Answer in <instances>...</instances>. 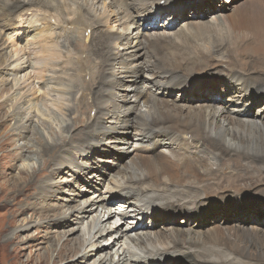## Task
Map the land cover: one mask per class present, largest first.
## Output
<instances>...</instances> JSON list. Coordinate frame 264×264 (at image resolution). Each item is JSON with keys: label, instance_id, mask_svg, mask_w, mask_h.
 I'll return each instance as SVG.
<instances>
[{"label": "bare ground", "instance_id": "1", "mask_svg": "<svg viewBox=\"0 0 264 264\" xmlns=\"http://www.w3.org/2000/svg\"><path fill=\"white\" fill-rule=\"evenodd\" d=\"M106 1L110 3L108 7L113 4L117 7L116 12L119 11L128 16L130 19L128 23H126L127 20L120 22L125 29L128 24H135L133 17L130 16V10H147V6L144 7L147 2L151 3L148 8L155 7L153 11L147 10L148 18L151 20L160 18L159 22L163 23V19L172 17L177 21L181 17L185 18L187 13L196 15L197 20L188 21L193 22L192 26H186V30H181L188 32L176 33V39L169 35H147L139 31L140 25H135L134 28L138 29L135 35L129 34L128 40L121 43L129 49L122 52L113 49L114 41L119 38V34L102 29L112 14L105 9L104 5L102 13L89 22L84 17L83 21L76 13L77 10L72 11L74 17L70 20L66 15L64 22L63 20L59 22V18L55 20L57 25L54 29V24L51 25L47 20L48 17L42 18L43 22L40 24L44 26L39 28V32L37 31L36 44L32 45L36 47L26 51L22 58L24 67L34 69L40 64V67H44H42L44 70L40 69L41 71H46V67H57L53 72L57 75L53 76L52 71L48 70L50 75L45 79L46 86L52 85V91L56 84L61 85V80L67 76L66 71L68 75L71 73L72 75L67 77L69 90L65 92L68 99L67 96H63L67 102H73L78 95V91L74 89L78 88L82 79H85L86 86L81 89L84 96L76 102L77 110L80 103L83 113L88 115V112L95 110L96 115L94 118L87 117L84 131H74L68 140L63 138L61 143L54 142L50 145L43 139V133L33 128L39 137L28 138L29 141L24 144L32 142L36 145L38 154L44 158L49 156L51 159L54 157L56 152L54 148L57 145L62 153L59 157L68 163L74 162L71 157L69 158V154H66L69 148L83 155L96 154L97 151L94 149L83 151V143L78 139V136L85 137V133L96 129L100 132V136L105 134L109 138V141H105L106 143L115 139L114 141L123 144L134 141L144 145L142 153L133 150L127 155V161L119 165L124 166L122 173L125 178L122 179L119 176L123 182H114L112 187L105 188L109 190L110 196H104L102 200L91 203L88 208L86 205L78 208L82 211V213L78 211L76 213L78 222L84 215L88 217L89 212L95 213V217L86 228L88 238L71 236L75 227L67 231H59V236L54 237L50 245L55 248V251L59 250L57 252L59 257L55 264L78 257L89 259L93 256L89 250L94 249L98 254L97 264H264V233H262L264 227L259 228V222L264 220V184L262 185L264 183V111H262L264 109V0L245 4L231 18H224V13L217 10L215 16L218 17L215 24L200 20L207 10L208 0H190L182 5H176L177 0H90V6L94 2L105 3ZM133 1L139 3H133ZM66 2L67 0H0V18L9 23L17 14L31 8H43L66 14V9L62 8ZM81 4L78 7L77 5H70V7L75 6L79 8L78 11L88 13L90 7H83L84 4ZM143 15L145 14L141 16ZM165 16L167 17L161 18ZM6 22L0 21V26L5 27ZM32 22L29 20V23ZM159 22L155 23V26L158 27L159 24L161 26ZM65 25L67 30L64 29ZM76 29L79 32H76ZM80 32L86 37L85 48L81 49L76 46ZM35 39L30 38L33 41ZM59 43L65 47L66 54L74 55L73 50L82 51L83 60L81 59L79 63L80 56L76 55L77 59L72 61L70 73L69 70H62L59 66L61 64V61L57 60L60 57ZM67 43L70 49L66 47ZM105 44H108L109 52H112L116 58L114 61L122 65L121 75L108 72L111 76H107L103 71H98L97 65L91 60L94 54L102 55L101 46ZM35 51H38L35 54L37 60L32 62V53ZM216 55L220 57L217 58ZM128 60H132L130 65L127 63ZM65 61L71 63L68 57L62 63L64 64ZM5 63H8L12 69L9 70L6 64L3 73L14 77L20 65L7 57L1 59L0 55V65L3 66ZM111 65L113 64H109L108 68ZM77 71L83 74L79 75ZM41 74L42 72H37L36 77L40 79L45 76ZM14 78L17 81L20 80ZM121 78L123 83L120 82ZM5 82L6 79L0 85V98L5 91L3 87ZM112 83H115L114 86L117 87L122 85L118 88L120 92H117L116 97H112L113 100L108 95ZM42 88L43 84H39V89ZM172 91L182 95L187 100V104L172 101L173 98L167 96ZM229 92L234 94H229L226 99L224 96ZM130 95L135 98L133 104L126 103ZM19 99L21 101L16 105L13 103V109L8 116L14 120L11 129H16L18 138L23 140L25 132L29 131L27 125L30 127L32 121L27 112L24 113L29 108L28 98L23 95ZM92 100H96L94 106L91 105ZM108 100L111 101L108 105L112 110H109L107 105L103 107V103ZM258 103H262L263 106L259 105L255 109L254 106ZM116 107L121 113H114L115 120L108 122L112 123L110 126L115 127V130L123 131H119L112 138L109 129L113 127L105 126L102 120L111 112L113 114ZM72 111L75 109L71 106L70 112ZM4 116L5 113L2 111L0 125L6 120L3 122ZM78 120L80 123L84 121ZM66 130L67 133L70 132L69 127ZM5 136H8V132ZM5 136L4 139H6ZM91 139H94V143H99L95 137ZM161 144L168 147V154L157 151ZM13 146L16 149L23 148L19 142H14ZM237 158L240 159L239 162L236 161ZM227 160L229 161L226 162ZM43 161L45 163L47 159ZM51 163L47 162L48 167ZM223 163L228 165H222ZM248 165L252 166L247 167ZM54 166H56L54 169L58 168L60 172L62 171L61 166L56 164ZM76 168L78 170L74 171V174L78 177L86 173L90 174V178L95 175L91 166L81 164ZM254 170L259 171L254 174ZM26 171L27 182L31 183L29 185L37 184V176L33 173L29 174L30 170ZM261 172L263 180L258 177L256 181H260L254 182L251 177L260 176ZM9 178L14 185L22 180L18 181L19 178L14 180L15 177ZM17 186L15 190L19 191L20 187ZM42 192H39L40 198H34L36 201L28 202L29 210L31 214H38L39 217L45 215L50 217L47 213L56 206L46 208L41 206L43 201L41 202L40 199L46 196L45 192L41 195ZM84 194L80 192L74 199L68 198L67 205L71 206L70 208H73V205L80 206L82 202L78 196ZM237 194L243 197V202L236 198L225 201L228 196L234 197ZM247 196L257 198L250 199ZM116 201L119 202L116 204L119 207L116 209L110 207V204ZM72 202L77 203L72 204ZM84 202L87 203L88 200ZM187 203L193 205L192 207L195 208L193 212ZM162 205L165 207L163 208ZM126 206L137 211L136 218L150 219L152 224L142 222L143 228L140 230L135 229V226H127L123 231L121 230L123 223L119 225L116 223L114 230L102 225L109 222L108 219L111 216H115L116 220L119 218L120 221L125 216H129L127 213L119 214L124 212L120 209ZM41 207H43L42 211ZM102 210L103 212L110 210L106 218L104 214L101 216ZM189 212L191 213L188 214ZM65 214L66 212L56 213L52 216L53 219L46 222V238H51L49 236L51 233L61 229L58 228L60 223L62 228L67 224ZM179 216L185 218L187 227L178 226ZM220 217L225 221L231 218L232 223L227 227L218 226L217 224L221 221L216 224L214 222ZM167 219H170L172 224L166 225L163 230L153 232L156 239L152 241L150 230L156 226L157 221ZM208 224L212 226L204 229L203 227ZM132 231L135 236L134 238L130 236L129 240L136 242L134 246H137L135 248L139 250V252H130L132 257H128L122 250L115 260L106 250L110 245L105 246L99 242L108 232H112L110 237L117 235L114 238L119 240L120 237L123 238ZM90 233L92 235L89 237ZM151 241L152 247L147 246ZM125 242L123 240V243ZM156 242L161 245L160 248H169L161 251ZM38 256L37 261L40 264L52 263L49 262V249Z\"/></svg>", "mask_w": 264, "mask_h": 264}, {"label": "rangeland", "instance_id": "2", "mask_svg": "<svg viewBox=\"0 0 264 264\" xmlns=\"http://www.w3.org/2000/svg\"><path fill=\"white\" fill-rule=\"evenodd\" d=\"M177 1L178 3L176 5H180V4L182 5V4L189 2L190 0H177ZM252 1H256V0H208L207 6H206L207 10L203 14V16L200 17V20L202 22L204 21V23H209V24L214 23L215 24L216 18L218 17V16H215V12L217 10H221L224 13V18H227V17L231 18L233 17L232 15H234L239 10V8L243 7L247 3H251ZM81 3L84 4L83 7H86V6L90 7V11L88 13L84 14L83 11H78L79 8L77 7L79 5H82ZM103 3L104 2H94V4L92 5L93 7H92L90 6L91 4L90 0H67L65 5L62 6V8L66 9L67 11L66 14L60 13V11L58 13L56 12L57 13L56 14L52 10L49 11L43 8L42 9L41 8H31L30 10L22 11L21 13H19L20 15L17 14L14 20L9 22L11 24H9L8 21L6 22L2 18H0V21H4V23L5 22L7 23L5 27L0 26L1 59H4L5 57H7V58H10L11 61L15 60L20 65L19 66L20 68L18 69L16 75L14 76L16 77V79L18 78L20 79L18 81L15 80V78L12 77V75L3 73L5 72L4 70L6 68V64L8 66V63H5V65L3 66L0 65V85L3 84L4 79H6L5 85H3V87L5 88V91L3 92V95L0 98V111L1 112L3 111L5 113L3 122L6 119L5 122L0 125V134H1L0 135V264H38L39 263L37 261L39 257L38 255H42L43 252H45L47 249H49V255H50L49 262L50 263L52 262L55 264V262H57L58 257H59L57 254L59 250L55 251L54 250L55 248L51 246L50 244L53 241L54 237L59 236V233H60L59 231H64V230L67 231L75 227V230L72 232L73 234H71V236H79L81 238L85 236L87 239L88 235L86 233L87 231L86 228H87L88 223L92 221V218L95 217V213L94 211L91 212L92 214L89 212V215L87 214L88 217L84 215V217H82L80 222H78L76 213L77 211L82 213L81 209L78 210V208H81L84 205H86V207L88 208L89 205H91V203L102 200L104 196L105 197H108V195L110 196V193H108L109 190L105 188L109 186L112 187L114 182H118V181L123 182L121 181L120 177L122 179L125 178L124 174L122 173L124 166L122 167L119 165H122L124 162L127 161V155L131 154L133 150L137 151L138 153H142V149H144V145L134 143V141H131L128 144H123L122 142L114 141L115 139L112 140V138H114V136L117 135L119 131H123L122 129H119V131L115 130L114 129L115 127L110 126L112 123L108 122V121L115 120V118L113 117L115 115L114 113H117V112L119 114L121 113L119 112L120 110L118 109V107L114 108L113 114L112 112L110 113V115L112 116L110 115H108L107 117L105 116V119L103 118L102 120L105 126L113 127L109 129V134H112L113 136L110 140H112L113 142L110 141L109 143H106L105 141L106 140L109 141V138H107L105 134L100 136V132L97 129L92 131L93 134H91L92 132L85 133L86 134L85 137L82 135L78 136L79 141L83 143L82 150L87 151L88 149L90 150L94 149V151H97L96 154L89 153V154L83 155L81 154V152L69 148L66 154H69V158L71 157L74 160V162L71 161V163H68L66 161H62L61 157H59L62 155V153H60L59 147L57 145L54 148V150H56L54 157H52L51 159L49 156H46L44 158L40 154H38L36 152L37 147L35 144L33 145L32 142H28V144L26 145L24 144V142L27 143L26 141H29L28 138L39 137V135L36 132H34L33 128L37 130L39 129V133H43V139L47 140L50 145H53L54 142L61 143L63 138L65 140H68L73 135L74 131H84L85 130L84 123L87 120V117L94 118L96 115L95 110H91L90 112H88V115L83 113L82 110L80 109V103H79V110H77L76 102H79L81 97L83 98L84 96V94L82 93L83 90L81 89H84L83 87L86 86L85 79H82L78 85V88L74 89V91H78L77 92L78 95H76V98L73 100V102L71 101L67 102V100L63 98V96H67L65 92L69 90L67 80L72 75L70 73L72 71V61L74 59H77L76 55H79L80 56L79 63H81V59L83 60L82 51L73 50L72 52L75 55L74 57L73 54H66L65 47L62 46L61 43H59L60 46L58 47V51H59L60 57L57 59L58 61H61V64L59 66L62 67V70H65V71L69 70L70 74L68 75L66 71L65 73L67 74V76L63 77V79L61 80L62 82L61 85L56 84V86L53 87V91H52V85L46 86L47 82L45 81V79L46 77L50 75L48 70L52 71L53 76L57 75L56 73L55 74L53 73L57 67H52V66H50L49 68L46 67V71H41L44 69H42L43 66L41 67L39 66L40 64L36 65L39 68L35 67L34 69H29V68L24 67V64L22 63L23 62L22 58H24V53L26 51H28L29 49L33 47H36L32 45L36 44L35 43L37 40L36 36H37V33L39 32V28L41 26H44V24L43 25L40 24V22H43L42 18L48 17L47 20H49L51 25L54 24L53 25V29H54V26L57 25L55 24L56 23L55 20L59 18V22L60 21L62 22V20L66 18V16H67V19L70 20L74 17L73 16L74 13H72V11L77 10L76 13L81 16L82 20L84 21V18H85V20L89 22V21H92L95 18V16L97 18L98 15L102 13L103 5H104L105 9H107L109 13L111 12L114 15L111 14L109 16L110 19L108 20L106 26L105 25L102 26L103 27L102 29L108 30L109 33L119 34V38L114 41L113 49L119 50L122 52L124 50L129 49L121 43L128 40L129 34L135 35V33L138 30L134 28L135 25L136 26L140 25L139 31L140 32L142 31L143 33L147 35H156V34L157 35L159 34L160 36L169 35L171 38L174 37L176 39L177 38L176 33L180 34L182 32H185V33L188 32V31H181L183 29L186 30V26H189V27L192 26L193 22H188V21L197 20V16L191 13L190 14L187 13V15H185L186 16L185 18L181 17L180 19H177V21L172 17L171 19L166 18L167 16L161 17V18H166V19H163V23L159 22L160 18L151 20L148 18L149 15L147 12L153 11L155 7L148 8L151 3L147 2L144 7L147 6L148 11L146 9L130 10L131 11L130 16L133 17L134 19L133 22L135 24L134 25L128 24L127 28L125 29L123 25H120V22L127 20L126 23H128L130 21V19H128V16H125V13H120L119 11L116 12L117 7L115 5L111 4L110 5L111 7H108L110 3H108L107 1L104 4ZM133 3L138 4L139 2L133 1ZM70 5H77V7L75 6L70 7ZM176 7L177 6H175V8ZM142 14H145V15L141 16ZM38 17L40 18V20H38L39 19ZM29 20L31 22L33 21L34 23L33 22L29 23ZM158 22L161 23V26L159 24V26L157 27L155 26V23L157 24ZM167 22L168 24H166ZM65 27L66 28L64 29L67 30V25H65ZM75 31L79 32V30L77 29ZM44 33H46V31ZM29 37L33 39L36 38V39L33 41V40H30ZM85 38L86 37L83 33L81 32L78 33V38L76 41L77 48L79 49L85 48V45H86ZM30 43L32 44L29 45ZM66 47L70 49V46L68 43L66 44ZM37 52L38 51H35L32 53L33 54L32 62L34 60H37L35 58L37 57L35 56ZM101 53L102 55L98 56L97 54H94L92 57L93 59L91 58L94 64L97 65L96 66L97 70L100 72L103 71L107 76H111L109 75L111 73L114 75H121L122 74L121 68L123 67L122 65L117 64L115 62L116 58H114V55L112 52L111 53L109 52L108 44L101 46ZM217 55L221 56L222 54H217ZM220 56H217V58H219ZM67 57L70 58L71 63L69 61H65L63 64L62 62ZM131 62L132 60H128L127 61L128 65H130L129 63ZM109 64H113V65H111L108 68ZM8 68L9 70L12 69L11 66H8ZM36 71L42 72L41 75H45V76H43L40 79L37 78ZM203 71H200V72H203ZM80 74H83V73H79V75ZM111 80H114V79L111 78ZM121 81L123 83L122 78L120 82ZM41 83L43 84V88L40 90L39 84L42 85ZM114 85L115 83H112L111 88H109V91H108V95L111 100H113L112 98L113 96L116 97L117 92H120L118 88L122 86L120 85L117 87ZM60 89L62 90L61 92L59 91ZM229 94H234V93L229 92L224 97L227 99L228 97L226 96H228ZM23 95H25L28 98L27 105H29V108L26 109L27 111H24V113L27 112L28 116L30 117V121L32 122L30 123V127H28L27 125V128L29 131L25 132L24 134L25 137L23 138V140H20L16 134V129L15 130L11 129L12 125L14 124V120L11 119L8 115L13 109V103L14 105H16L18 102H20L21 99L19 98ZM167 96H170L169 98H173L172 101H174L175 103L187 104V100L183 98L182 95H179L178 93H176V91L170 92ZM67 99H68V96H67ZM134 101H135V98L130 95L127 98L126 103L133 104ZM90 102H91V105L93 104V106L96 104V100H92ZM110 102L111 101L108 100L107 102L103 103V107L107 105L106 107L110 108L109 107ZM261 104L262 103L256 104L254 108L255 109L258 108L259 105L263 106V104L262 105ZM68 105H70V107ZM71 106L73 107V109H75V111L70 112ZM63 107L65 110L63 109ZM109 110H112V108H110ZM262 111H264V109ZM78 119H83L84 121L80 123ZM27 122L29 123L28 119H27ZM67 127H69V130H70L69 133L66 132ZM9 130H10V133H9ZM132 131L133 130L131 129V132ZM6 132H8V136H5ZM4 136L6 137V139H4ZM93 137H95L99 143H94V139H91ZM14 142L21 143V146H23V148L20 146L21 148L16 149L13 146ZM126 151H127V154H125ZM157 151H163V153L165 154L169 153L168 147H164L163 144H161L157 148ZM120 155L121 156L123 155V156L119 157ZM50 156H52V154ZM44 159H47V162L48 161L52 162L50 164L51 166L48 167L49 164H47V162L44 163L43 161ZM238 160L240 159L237 158L236 161ZM228 161L229 160H227L226 162ZM55 164L62 167L61 172L59 171L58 168L54 169L56 167L54 166ZM81 164L91 166L92 172H94L95 175L92 176L91 178H90V174H87V173L85 175L81 174L79 175V177L78 175L76 176V174H74V171H77L78 169L76 167ZM224 164L228 165V163H223L222 165ZM252 165H248L247 167H250ZM220 167H221V164H220ZM26 170H30L29 174L33 173L37 176L38 185L37 184L34 185V183L33 185H29L31 183L27 182L28 175H27ZM223 170H225V168H223ZM257 171L259 170H254L253 173L256 174ZM103 173L105 174L103 175ZM263 174H264V171H263ZM263 174L261 172L259 174L260 176L251 177V178L253 179L254 182H259L260 180H263V176H262ZM9 177H12V178L15 177L14 180L19 178L18 181L22 179L21 182L17 184L20 187V189H18L19 191L15 190L17 185H14L13 181L10 180ZM258 177L260 180L256 181L258 180ZM92 184H94V188L96 192H94L95 190L94 188H92ZM263 184L264 183H262V185ZM27 185L29 186L27 187ZM40 191H43L46 193V196L40 199L41 202L43 201L41 206L45 208L56 206V208L51 209L49 213H47L50 215V217H45L46 215L43 217H39L37 216L38 214L36 215L31 214V210H29L28 202L36 201L34 198H40L39 196ZM230 191L233 192V190H230ZM43 192L41 193V195L44 194ZM80 192L85 193L83 196H78V199L82 202V204L80 206L73 205L74 207L72 206L73 208H70L71 206L67 205L68 198L72 200ZM234 192H237V191L234 190ZM230 198H233V199L236 198L238 199V201L243 202V197H241L238 194L237 196H234V197L233 195L228 196L225 199V201L229 200ZM247 198L256 199L257 197L247 196ZM85 200H88V202L85 203L84 202ZM75 203L77 202H72V204H75ZM117 203L119 202L116 201V202L111 203L110 207H115L114 209H116L117 207H119L118 205H116ZM187 204L189 205V203ZM162 206L163 208L165 207L164 205ZM192 206H193L192 204L189 205L191 212L195 210V208ZM26 207H28V209H25ZM43 207H41V211L43 210ZM37 211L38 212L40 211L39 207L37 208ZM109 211L104 210L103 212L102 210L101 216L104 214L106 218ZM59 212H66L64 216L65 218H67V220L65 221V223L67 224H65V226L62 228L61 226L62 223H60L58 228H61V229H58L57 230L58 232L56 233L55 232L51 233L49 235L51 236V238L48 239V237L46 238V229H45L46 222L49 219H53L52 216H54L56 213H59ZM191 212H189L188 214H190ZM123 213H126V212H123ZM180 216L178 217V220H177L178 226L180 228L187 227L185 218L180 217ZM114 217L115 216H111L108 219L109 222H105L102 225L106 228L109 227V229L114 230L117 226L116 225L117 220ZM215 220H216L214 222L215 224L216 222L221 221L220 224H217L218 226L221 225V227L223 226L227 227L232 223L231 218L226 219L227 221H225L221 217L216 218ZM131 221H134V222L131 223ZM142 222L148 225H150V223L152 224V221H150V219L145 220L144 217L135 218L131 215L125 216L124 219L122 220L123 225H121V230L123 231L127 226L128 227L135 226V229L138 228L140 230L143 228ZM211 223H213V221ZM169 224H172V221L170 219H167L166 221H163V220L157 221L156 226L150 230L152 232L150 233L151 240L154 241L156 239L153 232H155L156 230H163V227L165 228V226ZM259 224H260L259 228L264 227V220H262V222H259ZM210 226L212 225L208 224L207 226H204L203 228L205 229ZM110 233L108 232L104 234L105 238L104 239L102 238L101 240H99V242L103 243L105 246L110 245L109 249H106V250L115 260H117L119 252H122V250H124L125 254L128 257H132L130 252H139V250L135 248L137 246H134L136 242H131V240H129L130 236L131 237L133 236V238L135 236L133 231L132 233L131 232L128 233L127 236L125 237L123 236V238L120 237L119 240L114 238L117 235H111L112 237H110ZM262 233H264V230L262 231ZM91 235L92 234L90 233L89 237ZM123 240L126 242L123 243ZM134 240H136V238ZM152 241L148 243L147 246H150L152 244ZM157 245L159 248L161 247L159 243ZM118 246L120 247L118 248ZM167 248L169 247H162L160 248V250L165 251ZM89 251L91 252V255H93L89 259L86 257L84 258L78 257V258H73L71 260H66V261L64 260L56 264H97L98 262L97 261L98 254L96 253L97 250L94 249V250H89Z\"/></svg>", "mask_w": 264, "mask_h": 264}]
</instances>
